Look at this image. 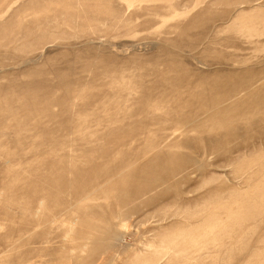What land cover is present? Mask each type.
<instances>
[{
	"label": "rangeland",
	"instance_id": "obj_1",
	"mask_svg": "<svg viewBox=\"0 0 264 264\" xmlns=\"http://www.w3.org/2000/svg\"><path fill=\"white\" fill-rule=\"evenodd\" d=\"M0 264H264V0H0Z\"/></svg>",
	"mask_w": 264,
	"mask_h": 264
},
{
	"label": "bare ground",
	"instance_id": "obj_2",
	"mask_svg": "<svg viewBox=\"0 0 264 264\" xmlns=\"http://www.w3.org/2000/svg\"><path fill=\"white\" fill-rule=\"evenodd\" d=\"M253 87H254V86H253ZM253 87H252V88H253ZM234 98H235V96H233V97H231V98H228V99H226V100H223L222 102L218 103L213 109H210V110L218 109V107L223 106V104L227 103L228 101L233 100ZM210 110H208L207 112H209ZM196 119H200V117L192 116V117L190 118L189 122L182 124V126L185 127L187 124H193V123H195ZM184 125H185V126H184ZM180 130H181V129H180ZM177 131H179V130H177ZM174 133H175V132H174ZM172 135H173V134H172Z\"/></svg>",
	"mask_w": 264,
	"mask_h": 264
}]
</instances>
